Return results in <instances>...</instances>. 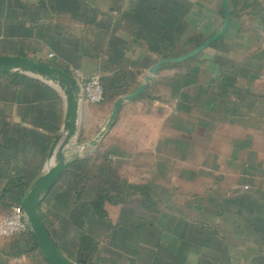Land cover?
<instances>
[{
	"label": "crops",
	"instance_id": "crops-1",
	"mask_svg": "<svg viewBox=\"0 0 264 264\" xmlns=\"http://www.w3.org/2000/svg\"><path fill=\"white\" fill-rule=\"evenodd\" d=\"M227 2L225 33L162 65L92 150L155 63L222 30L223 0H0V55L105 87L103 102H80L71 164L42 194L40 215L69 259L81 264L87 235L105 264H264V0ZM65 113L57 86L0 72V222L54 161ZM100 189L113 199L104 216L88 204ZM35 240L31 229L0 236V264H49Z\"/></svg>",
	"mask_w": 264,
	"mask_h": 264
},
{
	"label": "water",
	"instance_id": "water-1",
	"mask_svg": "<svg viewBox=\"0 0 264 264\" xmlns=\"http://www.w3.org/2000/svg\"><path fill=\"white\" fill-rule=\"evenodd\" d=\"M223 3L225 6V24L222 30L185 55L164 58L155 63L150 70V74L146 76L145 83H143L132 94L119 98L114 103L112 112L105 126L89 143L92 150H94L98 141L111 128L122 103L125 100L138 97L145 90L147 82L150 81L151 77L156 74L162 65L170 62H182L196 56L225 33L230 19V12L227 0H223ZM0 72H15L33 76L57 86L63 91L66 97V113L62 130L63 138H61L59 144H55L53 146V150L50 154V159H54V161L46 166L36 182L32 184L26 196L22 199L20 205L24 210L30 228L35 235L38 247L48 260L49 264H78L65 256L56 245L40 215V205L44 191L50 189L57 179L63 174L66 168L71 164V161L67 160L65 152L71 139L76 134L79 104L82 101L83 96L81 88L72 74L47 62L38 61L29 56L0 55Z\"/></svg>",
	"mask_w": 264,
	"mask_h": 264
},
{
	"label": "built area",
	"instance_id": "built-area-1",
	"mask_svg": "<svg viewBox=\"0 0 264 264\" xmlns=\"http://www.w3.org/2000/svg\"><path fill=\"white\" fill-rule=\"evenodd\" d=\"M262 46L264 47V29L262 31ZM83 93L82 101L101 103L105 99V87L99 76L85 77L76 71L74 75ZM30 225L20 204L12 206L9 214L0 222V236L15 237L29 231Z\"/></svg>",
	"mask_w": 264,
	"mask_h": 264
},
{
	"label": "trees",
	"instance_id": "trees-1",
	"mask_svg": "<svg viewBox=\"0 0 264 264\" xmlns=\"http://www.w3.org/2000/svg\"><path fill=\"white\" fill-rule=\"evenodd\" d=\"M101 191H99V194L97 195V197L93 200H89L88 201V204L90 207H92L94 210L97 211V213L101 216H104L105 215V212H104V205L106 202H112L113 199L110 198L107 193L105 192L104 189H100ZM90 237L87 236V235H84L81 237V243L82 245H87L86 248H88V251L87 253H83V250H82V254L80 253L77 257H74V259H76V261H78L79 263L81 264H87L86 262L88 261V256H90V251H91V242H90ZM35 244L37 245V242L35 240ZM57 245V244H56ZM58 246V245H57ZM73 257V256H72Z\"/></svg>",
	"mask_w": 264,
	"mask_h": 264
},
{
	"label": "rangeland",
	"instance_id": "rangeland-1",
	"mask_svg": "<svg viewBox=\"0 0 264 264\" xmlns=\"http://www.w3.org/2000/svg\"><path fill=\"white\" fill-rule=\"evenodd\" d=\"M132 176L137 177V171H134V173H132ZM78 218L81 219L83 217L79 215ZM53 231H54V233L56 232L55 230H53ZM105 258H106V255L105 254L99 255V256H96V257L93 256V258H90V256H88V259H87L88 261L86 263L87 264H105ZM115 263L116 262H109L108 264H115Z\"/></svg>",
	"mask_w": 264,
	"mask_h": 264
}]
</instances>
